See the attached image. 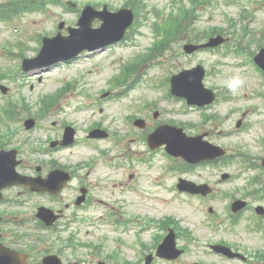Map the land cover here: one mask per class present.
<instances>
[{
    "label": "rangeland",
    "instance_id": "rangeland-1",
    "mask_svg": "<svg viewBox=\"0 0 264 264\" xmlns=\"http://www.w3.org/2000/svg\"><path fill=\"white\" fill-rule=\"evenodd\" d=\"M78 3L79 2H106L110 3L113 7H122L125 5V3L128 0H75ZM131 1V0H130ZM146 4L149 5V9L151 8H157L158 10L162 11H168L170 12L173 9V0H140ZM196 3L197 7H200L201 5H207L209 3H212L209 5L208 8L203 9L200 12V18L199 20H195L191 17L186 21V25H188L189 28H194L196 31H202L206 32L207 28L210 26H216V27H226L228 24H230V21L234 23V26L232 28L233 33H237L235 35L239 36L238 42H242V39L244 38L245 41H250L252 44L256 45L258 48L264 47V7L261 6L260 2L263 0H193ZM192 0H187L184 2V6L188 9H192V4L194 3ZM175 6V4H174ZM206 7V6H205ZM76 8V7H75ZM73 8L71 9H64L63 6L59 5H49L47 7V10L45 12H35V13H26L21 15L18 20L16 18L13 22V25L19 26L18 32H16L13 28V25L6 26L0 25V44H5L6 42H10L14 44L17 41L21 40L24 41V43L27 45L26 50H29L32 47H36L37 44L35 41V36H33V32L36 30H39L40 28L45 29H53L56 27L57 23L59 24L62 20V17L70 16L71 19L73 17V14L77 12V9ZM243 8L250 9L252 11V14L248 18L241 17L240 13L242 12ZM146 11V9H145ZM61 16V17H60ZM65 20H68L69 17L64 18ZM231 19V20H230ZM145 20V21H144ZM162 20V19H161ZM157 21L155 18V15L150 14L148 19L140 18V23L135 26L136 31H133L130 33V38L123 43V45L117 46L115 49L109 50L112 52H106L100 55L101 61H97L98 55L95 54L94 56H88L84 55L79 57L78 59L74 60L73 63L69 64H58L51 67V71L48 73L38 74L34 72H20L17 74L13 79L9 77L7 80L2 81L5 85L10 87V92L7 96L4 97V95L0 94V100L4 104L8 101L12 102L17 106V110L20 112V116L24 111V102L26 101L28 103V106H25L30 111L35 110V108H38L35 103H37L38 99L46 94L49 93H55L60 88L63 87V85L66 82L69 81H75L76 79H81L80 76H85L86 78L84 80H78L76 82V85L74 86L75 90H91V91H99L102 88L110 87L109 80H111V77L113 74H116L117 72V66L116 64H112L111 57L113 56V61L117 63L118 61H123L128 58L133 57L139 48H135L130 53L128 52L130 48H126L127 44H130L133 42V38H135L139 45L142 43H145L142 48L146 47L148 44L154 42V36H153V25ZM144 22V24H143ZM248 23V24H247ZM247 24L246 31L243 28V25ZM184 25L183 27V35L181 36L180 40L173 41L171 43V49H165L163 53V63L157 64L156 66H152L155 71V77L158 79L161 75L163 76V80H166L169 76V74H166L167 72L171 71H177L181 68H190L193 65H195L198 62H202L205 64V66L212 71L211 75L209 74L208 80L210 82L209 86L216 87L219 92L223 95V99L219 101V104H217L213 109H211V113H214V116L220 120V125L222 128H226L228 131H232L231 128L235 126L236 121L242 117V114L245 112L246 115L248 114V120L250 123L254 124V129L257 132H261L262 125L258 124V121H264V93L260 91V82L257 78L256 74L248 71V66L245 67L246 70L240 71L239 69H235L231 67L230 65H227L226 60L232 61L230 57H225L223 51L220 53H215L213 51L210 52H198L192 55H188L183 51V44L187 42V39H190L192 36V32L188 31V27ZM68 26V25H67ZM66 27V26H65ZM58 30V29H57ZM64 32V28L62 29ZM57 32V31H56ZM209 32V30L207 31ZM46 33V31L42 32ZM145 34L146 36H143L142 34ZM134 34V35H133ZM44 35V34H41ZM199 35V33H197ZM34 38H33V37ZM120 47V48H118ZM125 50V55H122ZM29 53V51L27 52ZM122 55V57H120ZM11 57H7L5 53H0V64L4 67V65H8L9 67L13 68V71L17 68V64L19 62V59ZM120 57V58H119ZM7 60V61H6ZM159 60V57L157 58ZM105 69L108 73L107 75L100 77L97 74V71H101ZM92 71V72H91ZM90 72V73H89ZM120 72V69H119ZM145 72V71H144ZM166 74V75H165ZM153 75V74H152ZM39 76H42V81L39 82ZM93 76V77H92ZM93 78V79H90ZM83 82H87V85L85 87V84ZM229 82H233L234 88L230 89L228 87ZM88 84H91V86H88ZM33 85V86H32ZM33 87V88H32ZM165 93H167V90L165 88V84L163 85ZM118 88H113L111 91H116ZM135 93L136 97L131 102L133 105V102H140L142 99H140L142 93L149 95L150 97L156 98L155 105L162 111L165 112V119H177L186 121L188 118H190L188 112L196 111V115L191 116L194 121L197 120L198 114H200V111L197 109H189L187 111L180 110L182 114L185 115H177V110L170 108V102L166 101L162 98L161 92L159 90L151 92V89L149 86L143 82L140 85H137V88L131 87L126 90V93ZM103 93L100 92V94ZM163 93V91H162ZM128 94V95H129ZM155 95V96H154ZM76 98V101L81 100V97H84V95H76L74 96ZM16 99H18L16 101ZM155 100V99H154ZM93 103V102H92ZM94 104V103H93ZM173 107H175L173 105ZM179 105H176V108H178ZM92 108L94 109V112H98V108L95 105H92ZM175 111V112H173ZM104 112H110L112 114L117 113V115H114L112 117H116L118 120L115 123H110V121H106L109 127L113 128L114 130H117L118 132H122L125 128V125L121 123L122 118L124 114L126 115H132V113H137L134 107L131 110L123 109L122 113L121 110L118 111V106L116 102H110L107 105V108L104 109ZM120 113V114H119ZM138 114H141L140 112ZM80 118L82 116L79 115ZM78 118V117H77ZM153 121L151 117V122ZM256 123V124H255ZM13 128H18L21 133L17 136L18 140L17 142H20V138H23L24 135H27L29 138V146L36 144L39 142L38 135L36 132L32 131L30 133H25L23 131L24 129L21 127L20 124H11ZM233 135L226 136L225 140H223L227 147L230 149L231 154L235 151H240L241 153L247 154L245 156L252 157L251 161L257 162V158L264 157V140H260L258 137H251V132H233ZM41 143H43V140H41ZM138 145L137 143L132 146ZM239 159L242 157H238ZM226 169L234 174V176L237 173H252L254 174V170H244L243 166L240 164L239 161H236V164H230L229 166H226ZM145 170V169H144ZM158 171L155 170V174ZM200 172H208L207 168L200 169ZM261 173V169H260ZM263 173V172H262ZM152 174V172H151ZM163 177L164 173H163ZM243 177H247L246 174H243ZM262 182H264V176L261 178ZM233 182H237L240 184H234V185H228L227 189L236 191L238 187H241L243 183L246 182L245 179L237 177L236 179H233ZM170 182V178H169ZM243 187V186H242ZM238 192V191H237ZM235 193V195H240V192ZM173 191L167 190V191H160L157 190L155 193L157 197V203L160 208H162L161 211H155L156 217H162L164 214L167 213V211L172 207L174 208V211L179 212V214L176 216L177 218H180L182 222H179V224L183 227H187L186 229H190L194 236L198 237L200 240V243L196 245H191V249L193 252L187 256L183 262V264L191 263V261H200L202 264H234L239 263L238 261H232L227 260L222 257H219L217 255H206L203 250L204 248L201 246L204 244V246L208 242H214L218 240H226L235 246L238 247H246L248 252L255 253V245L256 242H258V239L254 236V233L250 231L247 228L248 224V218H244L242 221H240L234 229H228V230H221L218 232L211 231L207 229L204 225L200 224L199 218L203 214L204 217H207L206 214L202 211L198 213L195 209H192L188 207L185 204H181V202H169L167 201V197H169L168 194L171 195ZM33 201L36 200V198H32ZM210 204L214 207H217L219 210H222L223 208V201L220 199H213L210 201ZM137 210L125 212L126 214L131 215H148L146 212V208L144 207H138ZM183 208L188 209V215L186 214L185 210ZM31 209H33L31 207ZM88 214H93V212H86ZM251 211L249 210L246 214H250ZM88 225V223H81L77 226H80L83 230L86 228L85 226ZM136 227V225H134ZM69 233H64V235H68ZM116 234H114L115 236ZM240 237H246L245 240H240ZM79 238V241H86V242H92L95 241V237L93 235H90L86 237V235H77ZM125 238H131L133 237V234L128 233L124 234ZM141 237V236H140ZM253 240L254 245L250 242ZM130 241V240H128ZM96 242V241H95ZM200 245V246H199ZM113 248L116 247V245L112 244ZM206 247V246H205ZM112 248V249H113ZM124 249V248H123ZM85 247L80 248V254H84ZM136 250L134 249H126L122 250V255L120 257L119 252H115L113 260L116 264L122 262L123 258L124 261H134L136 258L135 256ZM124 261L121 263L123 264ZM205 261V262H203ZM251 262L243 263V264H259L257 258H251ZM112 262V261H108ZM113 264V263H112ZM162 264V263H160Z\"/></svg>",
    "mask_w": 264,
    "mask_h": 264
},
{
    "label": "water",
    "instance_id": "water-1",
    "mask_svg": "<svg viewBox=\"0 0 264 264\" xmlns=\"http://www.w3.org/2000/svg\"><path fill=\"white\" fill-rule=\"evenodd\" d=\"M129 13H131V12H129ZM132 18H133V15L130 14V17H128V18L124 19L122 22H120V23L117 25V27L114 26V28H115V30H116V31H115L116 33H115L114 35L108 37L107 39L103 40V41H102V44H105V43H108V42H109V43H110V42H114V41H116V40L122 38V36L124 35V31H125L126 27L129 26V25L131 24V22H132ZM61 41H62V40H61L60 38H55V39H52V40H46V47L44 48L43 52H45V51L47 50V48H48V46H49L50 44L59 43V42H61ZM54 46H56V45H54ZM83 48H85V46H80V47L76 48V49L72 52V54H74V53H76V52H79V51L82 50ZM89 48H93V47H89ZM68 56H69V55L66 54V52H59V53H55L54 55H52L51 58H52L53 61H56V60H59V59L67 58ZM166 141H167L169 144L172 145L171 140L167 139ZM170 147H172V146H170Z\"/></svg>",
    "mask_w": 264,
    "mask_h": 264
},
{
    "label": "clouds",
    "instance_id": "clouds-1",
    "mask_svg": "<svg viewBox=\"0 0 264 264\" xmlns=\"http://www.w3.org/2000/svg\"><path fill=\"white\" fill-rule=\"evenodd\" d=\"M228 87H229L230 89H233V88H234V84H233V82H229Z\"/></svg>",
    "mask_w": 264,
    "mask_h": 264
},
{
    "label": "flooded vegetation",
    "instance_id": "flooded-vegetation-1",
    "mask_svg": "<svg viewBox=\"0 0 264 264\" xmlns=\"http://www.w3.org/2000/svg\"><path fill=\"white\" fill-rule=\"evenodd\" d=\"M64 206H68V205L64 204ZM58 210H61V207H59Z\"/></svg>",
    "mask_w": 264,
    "mask_h": 264
}]
</instances>
